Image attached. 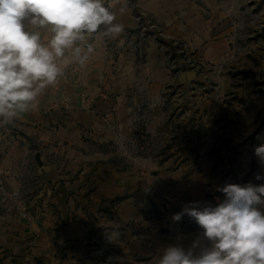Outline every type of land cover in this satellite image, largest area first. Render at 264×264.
Masks as SVG:
<instances>
[{"label":"rangeland","instance_id":"rangeland-1","mask_svg":"<svg viewBox=\"0 0 264 264\" xmlns=\"http://www.w3.org/2000/svg\"><path fill=\"white\" fill-rule=\"evenodd\" d=\"M191 2L202 7L206 38L222 41L219 53L208 52L209 39L198 37L170 46L162 59H149L150 42L160 48L167 44L156 18L136 10L137 26L127 30L131 39L122 46L102 35L103 27L74 45L93 46V69L101 62L94 52L106 50L101 80L109 107L96 106L99 97L94 90L73 93L87 77L77 63H69L60 78L72 85L59 92L57 105L95 116L81 145L70 146L71 151L55 140L40 142L35 135L26 139L34 167L38 152L43 161L70 173L71 180L79 179V174L92 179L93 192L100 186L119 191L93 207L95 214L86 221L94 238L101 240L90 264H157L164 243L187 249L199 239L207 245L193 219L185 215L173 222V214L189 202L223 201L224 194L217 189L227 183L264 184V179H255L257 174L264 176V166L254 155V148L264 143V0ZM41 34L46 43L51 33ZM65 55L71 58V50ZM14 121L10 125L17 127ZM8 141L18 142L14 134ZM39 164L43 166L41 159ZM36 167L18 172L16 179L24 187L10 186L13 175L7 177L0 169V205L15 220L32 223L43 211L44 205L35 201ZM74 206L81 214L87 207L82 202ZM80 213L70 221L82 224ZM114 232L119 238L110 240ZM133 241L150 250L129 251ZM121 246L119 261H103L100 251L112 253ZM55 248L59 255L54 264H77L71 262L69 250L57 244Z\"/></svg>","mask_w":264,"mask_h":264},{"label":"crops","instance_id":"crops-1","mask_svg":"<svg viewBox=\"0 0 264 264\" xmlns=\"http://www.w3.org/2000/svg\"><path fill=\"white\" fill-rule=\"evenodd\" d=\"M109 6L115 12V22L124 25V32L115 39L121 46L131 39L127 30L137 26L136 10L156 18L159 34L167 45L160 48L157 44L150 42L149 59H162L169 54L170 46L183 44V39L192 43L191 40L198 37L203 40L209 39L208 52L215 55L219 53L222 41L206 38L209 33L202 7L191 0H135L133 4L129 0H110ZM94 53L100 59V64L97 68H92L91 53L90 61L82 67V72L87 75L84 85L73 89V93L94 90L99 93L96 94L99 97L95 101L96 106L107 108L111 100L106 97V85L101 80L106 68L102 61L107 58V52L102 48L101 51ZM60 81L63 79H59L56 85L49 86L45 90L35 108L15 119L14 124L17 123V127L10 124L0 127V169L7 177L13 175L14 179L9 180L12 187H24L22 181L16 179L19 171L36 167L30 156L32 151L27 147L28 136L35 135L40 142L55 140L59 144H67V149L73 151L74 149L70 146L81 145L85 132L92 126L95 116L89 111L85 109L67 111L57 105L59 92L69 88L68 85H72L71 83L66 85ZM71 97L78 103V97L74 94ZM12 128L18 132L13 131ZM12 134L18 140L13 145L8 141L12 138ZM34 154L33 159L37 163L38 171L36 186L38 194L35 195V201L44 205L43 211L31 223L15 220L0 205V264L57 263L59 248H55V244L70 251L71 262L90 264V258L95 253V248L100 247L101 240L94 238L95 234L86 221L96 211L93 207L96 208L99 204L107 202L109 198L119 195V191L100 186L93 192L92 179L89 180L88 177L79 174V179L74 177L75 179L71 180L73 176L71 177L70 173L63 172L49 162L43 161V157H39L38 152ZM40 159L43 166L39 164ZM77 171L78 168L73 170L74 173ZM76 202H82L84 207L87 206L83 214L75 211L74 203ZM77 213H80V217L84 220L82 224L70 221L69 217ZM68 219V222L64 221ZM142 225L145 226V221ZM169 245L164 243L161 249ZM122 249L123 246L120 250L115 248L112 253L100 251L103 261L107 262L111 258L119 261V257H122ZM128 250L143 254L150 248L145 243L133 241Z\"/></svg>","mask_w":264,"mask_h":264},{"label":"clouds","instance_id":"clouds-1","mask_svg":"<svg viewBox=\"0 0 264 264\" xmlns=\"http://www.w3.org/2000/svg\"><path fill=\"white\" fill-rule=\"evenodd\" d=\"M115 20L106 0H0V127L35 108L69 63H88L93 46L74 47L76 42L102 27V35L119 37L124 25ZM41 30L51 33L46 43ZM254 155L264 166V143ZM217 190L223 201L189 202L172 216L173 222L185 215L193 219L208 244L198 239L187 249L169 245L161 249L157 264H264V184L227 183ZM114 238L119 232L109 237Z\"/></svg>","mask_w":264,"mask_h":264},{"label":"built area","instance_id":"built-area-1","mask_svg":"<svg viewBox=\"0 0 264 264\" xmlns=\"http://www.w3.org/2000/svg\"><path fill=\"white\" fill-rule=\"evenodd\" d=\"M3 187V186H2Z\"/></svg>","mask_w":264,"mask_h":264}]
</instances>
